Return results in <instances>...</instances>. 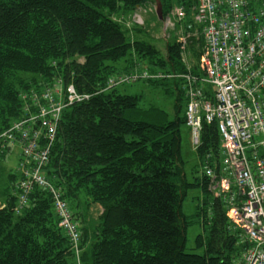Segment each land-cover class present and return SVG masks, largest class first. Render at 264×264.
I'll list each match as a JSON object with an SVG mask.
<instances>
[{
    "label": "trees",
    "instance_id": "1",
    "mask_svg": "<svg viewBox=\"0 0 264 264\" xmlns=\"http://www.w3.org/2000/svg\"><path fill=\"white\" fill-rule=\"evenodd\" d=\"M149 2L0 0V133L27 116L30 109L25 108L36 106L31 99L20 100L19 93L39 87V81L51 86L73 83L79 93L90 94L87 101L61 111L56 141L42 169L67 201L75 238L60 225L51 192L35 187L19 215L15 197L8 194L0 209V264L242 263L246 234L227 215L228 195L226 199L213 194L218 174L201 172L219 167L216 122L203 123L200 144L193 149L200 172L190 184L184 180L181 154L183 130L188 133V99L175 84L180 82L139 77L128 85L142 84L144 90L130 94L117 86L101 92L109 76L140 73L144 67L173 74L194 72L180 60L176 40L166 43L165 59L151 38L134 37L136 25L122 28V16L129 22L130 14ZM160 2L163 15L174 5L182 6L186 19L191 18V7L199 5V0ZM75 56L83 58L82 64L74 62ZM173 86L178 94L172 117L143 102L148 88L172 93ZM27 123L23 130L35 128V123ZM261 139H252L256 152L248 157L251 174L256 161L264 160ZM231 179L236 191L232 175ZM188 186L201 189L194 216L204 229L207 226V235L195 238L197 251L186 250V231L194 222L181 209ZM238 195L232 197L236 207L246 198ZM98 209L93 223L91 212Z\"/></svg>",
    "mask_w": 264,
    "mask_h": 264
},
{
    "label": "built area",
    "instance_id": "2",
    "mask_svg": "<svg viewBox=\"0 0 264 264\" xmlns=\"http://www.w3.org/2000/svg\"><path fill=\"white\" fill-rule=\"evenodd\" d=\"M193 11L194 21L201 27L205 43L206 52L200 63L203 76L201 71L168 75L162 72L149 75L142 71L109 77L107 85L113 87L130 83L139 77L184 79L183 90L188 98L186 119L191 127L192 145L197 148L200 142L199 112L204 114L207 123L216 120L226 150L224 164L232 172L238 196L246 197L234 212L236 222L250 235L255 246L246 251L240 264H264V248L261 245L264 244V160L255 163L258 176L254 178H259L255 181L250 171L252 163L248 160L256 152L253 137L261 135L258 144L264 143V0H199ZM177 14L183 16L180 9ZM200 85L206 88L205 91L198 88ZM61 86L55 83L46 88L39 99L35 95L32 97L38 113L24 122L34 120L39 124L38 128L31 129L30 137L22 139L24 142L33 140V150L29 162L18 166L22 178L16 190L20 206L25 204L34 187L49 190L56 201L54 207L61 218L60 225L68 227L72 238H75L70 214L45 179L42 169L48 163L62 109L87 99L89 95L77 94L72 85L65 89ZM43 96L44 100L39 104ZM22 124H17L16 128H21ZM9 135L5 133L2 137ZM210 172L207 169V174ZM222 180L224 187H228V180Z\"/></svg>",
    "mask_w": 264,
    "mask_h": 264
},
{
    "label": "rangeland",
    "instance_id": "3",
    "mask_svg": "<svg viewBox=\"0 0 264 264\" xmlns=\"http://www.w3.org/2000/svg\"><path fill=\"white\" fill-rule=\"evenodd\" d=\"M152 3L155 6V1L151 0V3L149 2V7L146 5L143 9L140 11L131 13V17L129 18V22L125 19L128 18V16L124 19L123 16L119 21H121L124 24V27L127 28L129 24L133 27V25H136V27L133 29V35L135 38L148 40V37L152 39V41L155 43V47L160 52V55L162 58H166L167 51H166V43L172 42L173 40H183L180 36L182 30V24L179 23L175 18H171V27L163 30V23L161 20L157 19L154 12L152 11ZM150 9V10H147ZM139 12V14H138ZM172 8L168 10L166 14L171 15ZM143 21V22H142ZM141 23L144 25L142 26ZM167 24H165L166 26ZM139 26L141 28H139ZM128 29V28H127ZM126 31V30H125ZM136 31H140L139 33ZM128 33V31H126ZM134 38V39H135ZM183 48H185L187 51L189 50L191 53L192 58V66L194 68L198 65V59L195 57L197 53H200L203 49V44L200 40H193L190 43H183ZM144 71H149L147 68L144 67ZM177 85V88L180 86L178 83H175ZM125 84L123 86H120L122 90L133 94L142 88V84H132L128 85ZM174 87V88H173ZM172 88V93H167L162 87H155V88H148L146 92L144 93L143 102L145 104H151L156 107H160L164 110H166L170 117L173 116L174 110V100L175 96L177 97V89L175 86ZM38 88V87H36ZM144 90V88H142ZM21 92V91H20ZM33 95H29V99L32 98ZM38 99L41 97L40 94L36 96ZM44 100V96L38 101L39 104H41ZM25 109H29L25 108ZM24 109V111H26ZM9 130H13L15 133H20V135L24 134V131L19 128L17 129L15 126L10 127ZM9 132V131H8ZM12 137V135H9ZM8 136V137H9ZM13 138V137H12ZM33 140L25 142L22 147H20L18 144L21 145L20 141H14L12 143V147L10 149H7L5 146L3 147V152L5 153L4 156H0V207L2 206V203L6 201L7 195L12 193V184L15 181L16 177L18 176L16 169V166L18 164H26L29 162V156L31 154ZM190 136L189 133H187V130H183V136H182V143H181V154L182 157L185 159V167H184V174H185V181H187L190 184L194 183V177H196L200 172V165H199V158L196 156L195 151H193L192 146L190 144ZM14 146V147H13ZM2 152V153H3ZM19 154V159L18 155ZM186 196L184 197L182 201L181 209L188 218H191L194 220V222L187 228L186 231V250L187 251H197L195 238L198 234H203L204 236L207 235V226L206 229L202 227L201 222L198 220L196 216H194L196 212V203L200 196L202 195L201 189L198 186H188L186 188ZM199 197V198H198ZM101 211L93 210L91 212L92 214V222L96 223L97 215L100 214ZM16 213V212H15ZM19 215V213H17Z\"/></svg>",
    "mask_w": 264,
    "mask_h": 264
},
{
    "label": "bare ground",
    "instance_id": "4",
    "mask_svg": "<svg viewBox=\"0 0 264 264\" xmlns=\"http://www.w3.org/2000/svg\"><path fill=\"white\" fill-rule=\"evenodd\" d=\"M131 39H133V38H131ZM79 61H80V62H83V58H79ZM198 88H200L201 91H205V89H206L204 86H201V85H200ZM31 100H32V99H31ZM32 101H33V100H32ZM33 102H34V101H33ZM34 103H35V102H34ZM60 116H61V113H60ZM20 143H21V145H23L25 142L21 140ZM43 190H45V189H43ZM48 192H50V191H48ZM52 195H53V194H52ZM58 195H59V200L65 204V206H66L68 212H70V211H69V208H68V205H67V201L62 200L61 197H60V194H58ZM27 198H28V196L26 197V202H25V204H23L22 206H20V204L18 203V200H15V201H16V204H15V206H14V208H15V212H16V211H21V210H22V208L27 204ZM53 198H54V195H53ZM55 203H56V201H55V199H54V204H55Z\"/></svg>",
    "mask_w": 264,
    "mask_h": 264
},
{
    "label": "water",
    "instance_id": "5",
    "mask_svg": "<svg viewBox=\"0 0 264 264\" xmlns=\"http://www.w3.org/2000/svg\"><path fill=\"white\" fill-rule=\"evenodd\" d=\"M155 13L159 20H162V5L160 0H156Z\"/></svg>",
    "mask_w": 264,
    "mask_h": 264
},
{
    "label": "crops",
    "instance_id": "6",
    "mask_svg": "<svg viewBox=\"0 0 264 264\" xmlns=\"http://www.w3.org/2000/svg\"><path fill=\"white\" fill-rule=\"evenodd\" d=\"M184 159V158H183ZM184 161H185V159H184Z\"/></svg>",
    "mask_w": 264,
    "mask_h": 264
}]
</instances>
